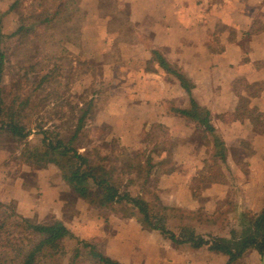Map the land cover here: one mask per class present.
<instances>
[{
  "label": "crops",
  "instance_id": "obj_1",
  "mask_svg": "<svg viewBox=\"0 0 264 264\" xmlns=\"http://www.w3.org/2000/svg\"><path fill=\"white\" fill-rule=\"evenodd\" d=\"M67 3L77 9L65 25L67 43L78 46L74 62L86 65L72 89L87 92L96 78L90 96L68 100L78 108L92 100L86 140L125 181L143 183L145 172L132 168L152 166L148 196L174 207L168 227L176 234L191 227L208 243H174L134 217L91 206L53 165L27 182L4 147L0 201L38 222H63L74 237L65 240L67 252L81 239L120 264H228L211 240L239 234L242 218L264 209V0ZM23 4L0 0L3 34H15ZM154 52L185 76L189 91ZM193 102L207 113H182ZM263 251L248 248L234 264H261Z\"/></svg>",
  "mask_w": 264,
  "mask_h": 264
},
{
  "label": "trees",
  "instance_id": "obj_2",
  "mask_svg": "<svg viewBox=\"0 0 264 264\" xmlns=\"http://www.w3.org/2000/svg\"><path fill=\"white\" fill-rule=\"evenodd\" d=\"M33 2L35 0H32L31 4ZM18 4L19 2L16 1L12 8ZM34 4L31 5L30 14L21 17V25L14 34H18L16 43L12 48L7 45V40L14 35L3 34L0 24V147L6 148L7 143H11L13 150L18 151L12 159L32 170V176L38 169L46 168L48 165L55 166L63 181L81 199L95 208L109 209L120 214L122 218L134 217L147 229L158 230L174 243L191 242L194 247L207 244L208 242L191 227L182 226L177 234L168 227L174 207L162 204L156 194H153L155 203L148 196L146 182L152 166L143 170L132 168L140 175L142 171L145 172L143 183L140 184L131 177L125 181L118 176L116 166L107 165L105 157H100L96 153L94 158H91L88 152L81 151L82 141L86 137L84 134L86 117L92 106L91 99L84 102V106L80 108L76 106L74 109L78 113L75 117L76 122L71 132L66 135L42 126L39 123L41 119L34 117L37 121L29 119L28 116L26 118L24 113L32 104L33 96H36L39 90L48 89L45 83L51 74L40 77L34 88L25 89L21 83L22 78L26 76V72H23L16 77L10 90L4 92V77L11 73L9 69H14L13 66H9L12 59L19 64L20 56L25 55L22 51H27L31 39L34 40L43 33L51 40L54 35L52 31L59 26L69 25L72 16L77 13L73 4L69 6L65 4L63 14L61 8L49 6L40 9ZM154 54L160 65L174 74L180 84L189 91L191 85L185 76L173 70L159 53L154 52ZM58 58L61 59L62 56ZM31 68L35 70V66ZM53 80L55 85L47 90L41 101L51 99L53 95L57 99L61 97L57 94V81L54 76ZM28 85L30 84L27 83L26 86ZM41 101H38V104ZM57 103L49 102L51 105ZM204 112L206 111L194 102L191 110L182 111L195 117ZM28 120L34 121L31 124ZM200 122L204 123L205 120L201 119ZM212 138L214 145L221 148L218 137ZM79 141L80 145L77 144ZM131 187H135L134 191H138L132 192ZM119 208L122 213L118 212ZM231 237L229 239L216 237L210 242L211 249L229 256L228 264H234L248 248L262 252L264 209L258 215L242 218L240 233L237 235L234 233ZM68 238L74 237L60 220L38 222L17 214L10 205L0 201V264H84L85 261L88 264H120L100 253L95 244L81 239H76L75 245L70 252H67L65 240Z\"/></svg>",
  "mask_w": 264,
  "mask_h": 264
},
{
  "label": "rangeland",
  "instance_id": "obj_3",
  "mask_svg": "<svg viewBox=\"0 0 264 264\" xmlns=\"http://www.w3.org/2000/svg\"><path fill=\"white\" fill-rule=\"evenodd\" d=\"M31 1L32 0H24L23 7L19 8L21 15L19 18L28 16L31 11L30 10L31 5L34 3H35L34 5H36L40 9L49 6H54L53 8H61L62 14H63L64 5L67 3V0H46L45 2L35 0V2H33L32 4ZM18 23H19V19H18ZM76 23L78 24V21ZM40 30H42V27L40 28ZM52 32H53L52 34L54 35L51 40L48 37H46L43 33L41 34L40 37H36L34 40L31 39L32 41L27 47L26 49L27 51H22L25 52V55L20 56L19 64H16L15 59H12L9 66H13L14 69L13 70L9 69L11 73H8L4 77L3 89L4 92L7 93V91L10 90L11 86L15 82L16 77L22 75L23 72H26V76L22 78L21 83L23 84L25 89L34 88L37 85L39 78L42 77L44 74H51V77H49L47 82L45 83L48 89H51L55 85L53 80V76H54V79L57 81L56 83L57 94H59L61 97L57 99L53 95L51 99L41 101L48 89L41 91L39 90L37 95L33 96L32 104L26 108V111L24 113L26 114V118L28 116L29 119H34V117L41 119L39 123L42 126L50 128L52 131L63 132V134L67 135L68 133L71 132L73 125L76 122L75 117L78 116L77 111L74 110L76 109L77 102L73 105L72 104L70 105L68 100L74 102V100L77 101L82 95L90 96L96 78L91 79L89 87H87V92L85 91L83 93H80L75 91L76 88H78V86L75 88V90L72 89L75 81L79 79L81 73L84 72L83 68H86L85 62L83 63V68L80 67L82 65H80L77 62L76 63L74 62L75 61L74 58H76L77 55H74L72 52L78 50V46L67 43V41H70V36H71L70 32H68V27H66L65 25L59 26L57 29H54ZM16 38H17L16 35L9 38L8 46L10 48H12L15 45ZM60 56H62L61 59L58 58ZM90 63L92 62H89V64ZM31 66H35V70L31 68ZM27 83L30 85L26 86ZM70 91H71V97L69 96ZM38 101H41L40 104H38ZM49 102H53L54 104L56 102L58 103L56 105H51L49 104ZM45 104L47 105L45 106ZM34 120L31 121L28 120V122L32 124ZM7 144L8 147L6 148H9L13 151L12 156L14 157V155L17 154L18 151L13 150L11 143H7ZM77 144L80 145L81 142L79 141ZM81 146L86 147L85 152H88L89 156L91 158H94L97 152L96 149L90 145L88 139L86 140V138H84ZM10 165L11 168H13L14 172L18 171L19 173L20 172L24 173L27 182L30 183L34 182L35 179L32 177V173L27 166L20 164L18 161L13 160L12 158ZM149 197H150L149 199L153 203H155V199H153V194H151ZM158 207L159 206H156V208ZM105 210H107L110 213L112 212L109 209H105ZM118 212L122 213L123 211L119 208ZM191 218L193 219L194 217ZM84 264H88L87 261H85Z\"/></svg>",
  "mask_w": 264,
  "mask_h": 264
},
{
  "label": "water",
  "instance_id": "obj_4",
  "mask_svg": "<svg viewBox=\"0 0 264 264\" xmlns=\"http://www.w3.org/2000/svg\"><path fill=\"white\" fill-rule=\"evenodd\" d=\"M261 264H264V251H263L262 257H261Z\"/></svg>",
  "mask_w": 264,
  "mask_h": 264
}]
</instances>
